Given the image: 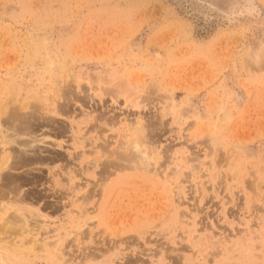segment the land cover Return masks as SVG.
I'll use <instances>...</instances> for the list:
<instances>
[{
	"label": "rangeland",
	"instance_id": "374dc122",
	"mask_svg": "<svg viewBox=\"0 0 264 264\" xmlns=\"http://www.w3.org/2000/svg\"><path fill=\"white\" fill-rule=\"evenodd\" d=\"M0 153V264H264V0H0Z\"/></svg>",
	"mask_w": 264,
	"mask_h": 264
},
{
	"label": "bare ground",
	"instance_id": "6f19581e",
	"mask_svg": "<svg viewBox=\"0 0 264 264\" xmlns=\"http://www.w3.org/2000/svg\"><path fill=\"white\" fill-rule=\"evenodd\" d=\"M63 92H64V91H63ZM61 93H62V92H61ZM61 101H63V100H61ZM18 106H19V105H18ZM54 106H55V104H54ZM62 106H63V105H62ZM62 106H61V107H62ZM55 107H56V106H55ZM3 108H4V107H3ZM56 108H57V107H56ZM56 108H55V109H56ZM1 109H2V108H1ZM62 109H63V108H62ZM2 110H3V109H2ZM2 110H1V111H2ZM22 110H23V109H22ZM56 110H57V109H56ZM56 110L53 109V111H56ZM60 110H61V109H60ZM60 110H59V111H60ZM9 111L11 112V110H9ZM4 112H5V111H4ZM34 112H35V111H34ZM6 113H7V111H6L4 114H6ZM8 113H9V112H8ZM8 113H7V114H8ZM35 113H36V112H35ZM35 113H34V114H35ZM56 113H57V112H56ZM12 114H13V113H10V115H8L11 119H13V120H14V119H15V120L19 119V116L11 117ZM22 115H26V114H22ZM28 115H29V113H28ZM28 115H27V117H23L22 119H24V118H27V119H28ZM30 115H31V112H30ZM30 115H29V117H32V116H30ZM37 115L39 116V114H37ZM33 116L36 118V114L33 115ZM42 116H43V115H42ZM6 117H7V115H6ZM21 117H22V116H21ZM34 117H33L32 119H34ZM7 118H8V117H7ZM37 118H38V117H37ZM39 118H40V117H39ZM2 119H3V118H2ZM8 119H9V118H8ZM27 119H26V121H27ZM30 119H31V118H29L28 120L30 121ZM13 120H12V121L9 120V121L14 122L15 120H14V121H13ZM24 120H25V119H24ZM26 121H25V122H26ZM31 121H32V120H31ZM14 123H16V121H15ZM21 123H23V121H22ZM28 123H30V122H27L26 124H28ZM18 124H19V122H18ZM26 124H25V125H26ZM31 124H33V122H32ZM12 125H13V124H12ZM12 127H13V126H12ZM12 127H11V128H12ZM25 127H27V126H25ZM28 127H29V126H28ZM22 128H23V127H22ZM29 128H31V127H29ZM31 130H32V129H31ZM4 140H5V139H4ZM120 144H121V143H120ZM5 146H6V145H5ZM121 147H122V146H121ZM138 148H139V147H138L137 145L134 146V153H132V155L130 156V158H134V159H135V158L137 157V158H138L137 161L140 162V164L145 165V166H146V165H149V162H148V159H149V158H148L147 154H144V155H143V158H142V154H143V153H140V150H139ZM4 149H5V148H4ZM23 149H24V148H23ZM5 151H6V150H5ZM6 152H7V151H6ZM21 152H22V150H21ZM21 152H20V153H21ZM123 152H124V151H123ZM1 153H3V152L1 151ZM1 153H0V154H1ZM9 153H10V151H9ZM22 153H23V152H22ZM24 153H25V152H24ZM24 153H23V154H24ZM6 154H7V153H6ZM12 154H13V153H12ZM12 154H10L11 157H12ZM117 154H118V152H117ZM120 154H121V153H120ZM124 154H125V152H124ZM27 155H28V154H27ZM32 155H33V154H32ZM35 155H36V154H35ZM122 155H123V154H122ZM7 157H8V156H7ZM7 157H6V158L4 157V158H5V159H8ZM16 157H18V156H16ZM32 157H33V156H32ZM4 158H3V156H2V159H3V160H4ZM33 158H35V157H33ZM120 158H121V157H120ZM0 159H1V158H0ZM10 159H11V158H10ZM16 159H18V158H16ZM122 159H123V158H122ZM127 159H129L128 155H127V157H126V160H127ZM34 160H35V159H34ZM41 160H42V159H41ZM106 160H107V159H106ZM106 160H105V161H106ZM110 160L113 161V159H110ZM115 160H116V159H115ZM132 160H133V159H132ZM135 160H136V159H135ZM8 161H9V159H8ZM18 161H19V160H18ZM21 161H22V164H23V160H22V159H20L19 162L21 163ZM36 161L39 162V159H36ZM36 161H34V162H36ZM118 161H119V160H118ZM124 161H125V160H124ZM141 161H142V162H141ZM3 162H4V161H3ZM6 162H7V160H6ZM9 162H10V161H9ZM25 162H26V159H24V164H23V165H25ZM108 162H110V161L108 160ZM7 163H8V162H7ZM31 163H33V161H32ZM36 163H37V162H36ZM110 163H111V162H110ZM2 164H3V163H2ZM2 164H1V165H2ZM5 164H6V163H5ZM5 164H4V165H5ZM12 164H13V163H12ZM17 164H18V163H17ZM87 164H88V163H87ZM104 164H105V163H104ZM108 164H109V163H108ZM1 165H0V166H1ZM106 165H107V164H106ZM133 165H134V164H133ZM125 166H126V165H125ZM9 167H11V166H9ZM89 167H90V166H89ZM106 167H107V166H106ZM109 167H110V166H109ZM16 168H17V167H15V168H13V169H16ZM93 168H94V167H93ZM95 168H96V167H95ZM104 168H105V167H104ZM116 168H117V167H116ZM118 168H119V166H118ZM104 170H105V169H104ZM104 170H103V171H104ZM6 171H7V170H6ZM109 171H110V169H109ZM111 171H112V170H111ZM3 172H4V171H3ZM3 172H2V173H3ZM113 173H114V172H113ZM0 174H1V173H0ZM109 174H110V173H109ZM1 175H2V174H1ZM9 183H10V182H9ZM13 183H14V182H13ZM10 184H11V183H10ZM10 184H9V186H10ZM2 191H3V190H2ZM5 208H6V207H5ZM3 209H4V208H3ZM17 209H18V208H17ZM4 212H5V211H4ZM10 212H11V211H10ZM12 212H13V211H12ZM6 213H7V212H6ZM13 214H14V213H13ZM20 214H21V213H20ZM20 214H19V215H20ZM24 214H25V213H24ZM15 215H17V213H16ZM15 215H14V216H15ZM26 216H27V215H26ZM26 216H25V217H26ZM16 217L18 218V216H16ZM16 217L13 218V220L17 221ZM20 217H21V216H20ZM21 218H22V217H21ZM19 219H20V218H19ZM22 219H23L22 222H23V221H24L25 223L28 222V219H27V218H22ZM18 221H19V220H18ZM12 222H13V221H12ZM18 223H19V222H18ZM15 225H16V224H15ZM20 225H21V221H20ZM23 225H24V223H23ZM23 225H22V226H23ZM17 226H18V225H17ZM17 226H13V230H14V231H16ZM26 226H27V225H26ZM20 227H21V226H20ZM11 229H12V228H11ZM23 229H24V228H23ZM34 229H35V228H34ZM43 229H44V228H43ZM5 230H6V229H5ZM35 230H36V229H35ZM18 231H19V229H18ZM15 233H16V232H15ZM19 233H20V232H19ZM21 233H22V232H21ZM44 233H45V232H44ZM14 235H15V234H14ZM22 236H23V235H22ZM31 236H33V235H31ZM41 237H42V236H41ZM14 239H16V238H14ZM42 239H43V238H42ZM32 240H33V239H31V241H32ZM37 240H38V239H37ZM37 240H36V241H37ZM46 240L48 241V239H46ZM12 241H13V240H12ZM20 241H21V240H20ZM24 241H25V240H24ZM34 241H35V239H34ZM53 242H54V241H53ZM20 243H21V242H20ZM47 243H48V242H47ZM49 243H50V242H49ZM55 243H56V242H55ZM13 244H14V243H13ZM16 244H17V243H16ZM41 244H42V243H41ZM44 244H45V243H44ZM51 244H52V243H51ZM0 246H1V245H0ZM7 246H8V245H7ZM1 247H2V246H1ZM46 247H47V246H46ZM47 248H48V247H47ZM17 249H18V248H17ZM21 251H22V250H21ZM11 252H12V251H11ZM13 252H15V251H13ZM17 254H18V253H17ZM15 255H16V254H15ZM17 256H18V255H17ZM20 256H21V255H20ZM20 260H21V259H20ZM20 260H18V261H20ZM2 263H3V262H2ZM3 264H4V263H3Z\"/></svg>",
	"mask_w": 264,
	"mask_h": 264
}]
</instances>
